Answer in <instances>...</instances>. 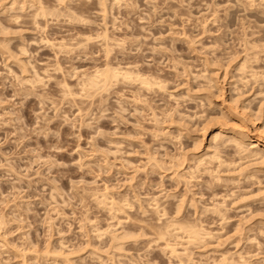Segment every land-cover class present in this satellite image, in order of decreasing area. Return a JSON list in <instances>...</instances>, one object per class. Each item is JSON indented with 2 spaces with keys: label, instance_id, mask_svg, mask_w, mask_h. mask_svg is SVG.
<instances>
[{
  "label": "rangeland",
  "instance_id": "1",
  "mask_svg": "<svg viewBox=\"0 0 264 264\" xmlns=\"http://www.w3.org/2000/svg\"><path fill=\"white\" fill-rule=\"evenodd\" d=\"M40 4V10L49 9L46 14L39 11ZM104 30L110 39L101 37ZM106 46L110 49L108 57ZM104 63L149 76L152 82L157 79L153 82L157 87L153 84L149 90L138 86L137 81L121 78L111 81L107 89L95 91L97 94H84L81 80L95 68H104ZM34 71L40 81H32ZM263 72V0H0V264H219L215 260H220V252L226 251V256L236 259L240 251H245V256L248 250L254 254L245 256L251 264H264V233L256 230L264 226V198L261 201L253 196L261 183L252 181L253 177L245 182V178L241 181L229 175L247 163L252 166V162L232 153L233 158L229 149L223 150L226 146H219L218 156L229 154L234 159L230 169L235 166L220 174L224 179L241 182L228 180L226 186L223 179L224 187L221 180V186L217 183L220 181L212 182L211 176L199 169L202 166L196 168L197 159L203 154L207 159L206 154L215 149V141L209 137L218 124L227 132L238 125L253 132L254 120L261 121V112L256 108L264 102V78L260 80ZM240 107H246L245 112L252 115L256 113L258 120H252L251 114L244 117ZM255 173H261L264 179L263 171ZM105 186L116 202L127 204L124 211L113 213L109 206L97 203L93 195L104 192ZM244 189L248 194H241ZM244 194L247 202L241 203ZM241 196L237 201L240 205L231 207ZM218 201L229 204L230 217L223 230L219 222L209 220V212L203 211V215L201 209ZM252 203L259 204L255 207ZM238 206L259 208V216L253 208L240 210ZM161 211H167L166 216ZM126 215L142 222L132 227ZM186 216L190 222L198 217L203 228L222 234L213 238L216 242L205 239L204 243L189 245L185 233L171 227L173 235H166L164 240L172 242L178 251H188L180 262L163 248L164 240L157 242V235L147 230V223L162 225L184 217L189 221ZM246 223L251 224L248 230ZM113 232H128L129 237L115 244ZM252 234L255 242L252 236L247 237ZM218 239L224 244L211 251L209 246ZM209 250L212 254L215 251L213 256Z\"/></svg>",
  "mask_w": 264,
  "mask_h": 264
},
{
  "label": "bare ground",
  "instance_id": "2",
  "mask_svg": "<svg viewBox=\"0 0 264 264\" xmlns=\"http://www.w3.org/2000/svg\"><path fill=\"white\" fill-rule=\"evenodd\" d=\"M32 1V0H31ZM59 2H60V0H58ZM264 1V0H263ZM33 3H34V1H33ZM104 3V2H103ZM29 4V3H28ZM31 5V4H30ZM39 5V4H38ZM103 5V4H102ZM18 6V5H17ZM21 6H22V4H21ZM37 6V5H36ZM104 7H105V5H103ZM19 7H20V5H19ZM104 7H103V10H104ZM40 8H41V4H40V7H39V11H41V12H43L42 10H44V12H45V14H46V11H48L49 9H44V7H42L43 9H41L40 10ZM58 8V7H57ZM38 9V8H37ZM52 9V8H51ZM66 9V8H65ZM106 10V9H105ZM38 11V10H37ZM70 11V10H69ZM3 12V11H2ZM52 12V11H51ZM55 12V11H54ZM104 13H105V11H103ZM40 13V12H39ZM50 13V11L49 12H47V14H49ZM38 14V13H37ZM44 13L42 14V15H45ZM29 15V14H28ZM34 15H35V13H34ZM52 15V14H51ZM13 16V15H12ZM49 16V15H48ZM14 17V16H13ZM36 17V16H35ZM46 17V16H45ZM54 17V16H53ZM12 18V17H11ZM16 18V17H15ZM14 19V18H13ZM50 19V18H49ZM10 20V19H9ZM34 20V19H33ZM14 21H15V19H14ZM14 21H13V23H14ZM88 20H86V22H87ZM12 22V21H11ZM17 22V21H16ZM85 22V23H86ZM32 23V22H31ZM17 24V23H16ZM2 30V29H1ZM100 36V35H99ZM101 37L103 38V39H105L106 40V38H108L107 37V30H104V32H103V35H101ZM100 37V39L101 40H103L102 38ZM87 38H89V37H87ZM90 39H92V38H90ZM108 39H110V38H108ZM89 40V39H88ZM113 42V41H112ZM115 42V41H114ZM118 43V42H117ZM121 44V43H120ZM4 45V44H3ZM108 46H106V49H105V51H106V56L110 53L109 52V47L107 48ZM22 50V49H21ZM21 50H20V52H21ZM109 52V53H108ZM21 53H23L24 54V48H23V52H21ZM11 56V55H10ZM247 56V55H246ZM15 57V56H14ZM108 57V56H107ZM255 59V58H254ZM18 60V59H17ZM244 61V60H243ZM246 61V60H245ZM28 63V62H27ZM257 63V62H256ZM105 64V63H104ZM24 65V64H23ZM28 65H29V63H28ZM31 65V64H30ZM30 65H29V67H30ZM246 65V64H245ZM134 66H136V65H134ZM240 66V65H239ZM244 66V63H241V67H243ZM25 67V66H24ZM33 67V66H32ZM126 67H127V65H126ZM28 69V68H27ZM27 69H25V70H27ZM33 69V68H32ZM137 71V70H136ZM259 71V70H258ZM205 72V71H204ZM242 72V71H241ZM201 73V72H200ZM203 73V72H202ZM91 74V73H90ZM206 74V73H205ZM243 74H244V72H243ZM32 76H33V78H32V81L34 80V81H40L41 80V78H39V75L36 73V71H34L33 72V74H31ZM198 75V74H197ZM245 75V74H244ZM263 75H264V72H263ZM202 76H204V75H202ZM260 76H262L261 74H260ZM194 77V76H193ZM207 77H211V76H207ZM244 77V76H243ZM124 79V80H128V81H130L131 82V80H132V82L134 81V83H136L137 84V82H138V86H140V85H142V87H146L147 89L149 88V90H150V87H152L153 86V84L155 85V83H153V82H155L156 81V83L158 82L157 81V79L155 80V81H151V80H154V79H151V78H149V76H145V75H141L140 73H138V72H134V71H132L131 69H128V68H125V69H123L122 67H119V66H112V65H110L109 63H106L105 64V67L104 68H95L94 69V71H93V73L90 75V76H88V77H86L83 81L81 80V82H82V84H81V86H82V89H81V91L84 93V94H86V95H92L93 94V92H97V91H100L101 89H107V86L110 84V83H112L111 81H115V80H117V79ZM212 78V77H211ZM239 78H241L242 79V77H240L239 76ZM238 78V79H239ZM255 78H257V76L255 77ZM263 78H264V76H262V79H260V80H263ZM198 79H199V77H198ZM29 80V79H28ZM202 80V79H201ZM212 80V79H211ZM214 80V79H213ZM258 80V79H257ZM121 81H123V80H121ZM120 81V82H121ZM137 81V82H136ZM160 81V80H159ZM203 81V80H202ZM208 81V80H207ZM210 81V80H209ZM264 81V80H263ZM116 82V81H115ZM125 82V81H124ZM213 82V81H212ZM211 82V83H212ZM236 82H238V81H236ZM65 83V82H64ZM114 83V82H113ZM210 83V84H211ZM214 83V82H213ZM264 83V82H263ZM62 84V83H61ZM140 84V85H139ZM63 85V84H62ZM61 85V86H62ZM65 85V84H64ZM63 85V86H64ZM114 85V84H113ZM152 85V86H151ZM157 85V84H156ZM155 85V87H157ZM159 85H160V83H159ZM162 85H163V83H162ZM203 85V84H202ZM205 85V84H204ZM207 85H208V83H207ZM131 86V85H130ZM165 86V85H164ZM201 86V85H200ZM211 86V85H210ZM209 86V87H210ZM66 87V86H65ZM110 87V86H109ZM154 87V86H153ZM159 87V86H158ZM263 87V86H262ZM98 88V90H96ZM141 88V87H140ZM161 88V87H160ZM199 88H201V87H199ZM211 88V87H210ZM234 88H236V87H234ZM67 89H68V87H67ZM70 89V88H69ZM100 89V90H99ZM109 89V88H108ZM110 89H111V87H110ZM152 89V88H151ZM191 89V88H190ZM212 90V89H211ZM68 91V90H67ZM130 91V90H129ZM153 91V90H152ZM161 91V90H160ZM202 91V90H201ZM235 91V90H234ZM94 93V94H97V93ZM103 92V91H102ZM195 91H193V93H194ZM197 92V91H196ZM100 93V92H99ZM107 93V92H106ZM186 93H188L187 91H186ZM190 93V92H189ZM199 93H200V91H199ZM198 93V94H199ZM259 93V92H258ZM195 94V93H194ZM210 94H212V93H210ZM240 94V93H239ZM99 95V94H98ZM138 95V94H137ZM200 95V94H199ZM209 95V94H208ZM217 95V94H216ZM264 95V94H263ZM262 95V96H263ZM83 96H85V95H83ZM211 95H209V97H210ZM215 96V95H214ZM256 96V95H255ZM257 96H259V95H257ZM256 96V97H257ZM87 97V96H86ZM93 96H91V98H92ZM183 97V96H182ZM187 97V96H186ZM195 97V96H194ZM202 97V96H201ZM205 97V96H204ZM238 97V96H237ZM242 97V96H241ZM240 97V98H241ZM264 97V96H263ZM144 98V97H143ZM172 98V97H171ZM185 97H183V99H184ZM200 98V97H199ZM243 98V97H242ZM260 98V97H259ZM87 99H89V98H87ZM135 99V98H134ZM173 99L175 100V98L173 97ZM181 99V98H180ZM210 99H212V98H209V100ZM236 99V98H235ZM235 99H234V97H233V99H232V102H233V100H234V102H235ZM131 100V99H130ZM144 100V99H143ZM204 100V99H203ZM216 100V99H215ZM230 100V99H229ZM240 100V99H239ZM238 100V101H239ZM91 101H92V99H91ZM101 101V100H100ZM208 100H206V102H207ZM220 101V100H219ZM237 101V102H238ZM256 101V100H255ZM200 102V101H199ZM228 102V101H227ZM226 102V103H227ZM250 102V101H249ZM260 103L262 102V101H259ZM258 102V103H259ZM209 103V102H208ZM207 103V104H208ZM244 103V102H243ZM246 103H248V102H246ZM142 104V103H141ZM145 104V103H144ZM200 104H202V103H200ZM233 104H235V103H233ZM250 105V104H249ZM248 105V106H249ZM89 106V105H88ZM222 106V105H221ZM244 106V105H243ZM206 107H209L208 105L206 106ZM258 108H256V109H259V111L261 112V117H259L260 116V114L258 113L259 111L257 110L256 111V109H255V111L257 112V115H258V117L261 119V121L260 120H258V118L256 119L254 116H256V113L254 114V115H252V113H248L247 111L245 112V110L244 109H246V107L245 108H242V107H240V108H242L241 110L243 111L242 113H244V117H245V115L246 114H248V116H253L252 117V120H253V118L254 119H256V121L258 120V122L256 123L255 122V120H254V124H253V132L252 131H246V130H244V129H246V128H243V127H240L239 125L237 126L238 128H235V129H233V127L231 128L232 129V131H230V132H227V130L225 129V128H223V125L222 124H218V126H217V128L215 129V131H213L210 135V140H213V141H215V146L212 144V146H214L215 147V149L212 151V149H213V147H212V149H210V150H207V151H212V153L211 154H206L207 156V159L206 158H204L205 156V154H203V155H201V153L199 154V156L201 155V157H200V159H197L198 161V163H196V161H195V163L197 164V166H196V164H195V166H196V168L197 167H200V166H202V167H200L199 169H203V171L204 172H207L208 174H209V176H211V178H212V182H213V180H214V182L215 181H222L224 178L222 177V175H223V171H230L231 169L233 170L234 169V167L233 168H231L230 169V167H232L234 164V159L233 160H231L230 158L233 156V158H234V155H237V157L240 159H247L246 161H251L252 162V166H254L253 165V162H254V164L256 163V165L252 168V169H250L249 167H252L251 166V163H249L250 165H248V163L246 164V166L245 167H243L242 165V167L239 169V170H234V171H237V172H230V174L229 175H234V176H237V179L238 178H240V180L242 181V179H246L245 180V182L246 181H249L250 182V180H248V179H250V178H252L253 177V179H252V181H255L256 180V183L258 184V183H261V184H263L262 183V181L264 182V179L263 180H261V178L260 177H262L260 174H258V173H255L256 171L257 172H260V171H263L264 172V102L263 103H261L260 104V106L258 105L257 106ZM120 108V107H119ZM219 108H221V107H219ZM120 109H122V108H120ZM228 110V109H227ZM230 110V109H229ZM154 111V110H153ZM152 111V112H153ZM169 111V110H168ZM173 111V110H172ZM171 111V112H172ZM219 111H220V109H219ZM221 111H222V109H221ZM220 111V112H221ZM249 111V110H248ZM151 112V113H152ZM202 112V111H201ZM228 112V111H227ZM230 112V111H229ZM234 112V111H233ZM232 112V113H233ZM139 113H140V111H139ZM154 113V112H153ZM169 113H170V111H169ZM168 113V114H169ZM223 113V112H222ZM226 113V112H225ZM241 113V114H242ZM171 114H173V113H171ZM220 114V113H219ZM230 114V113H229ZM238 114V113H237ZM236 114V115H237ZM251 114V115H250ZM153 115V114H152ZM154 115H155V113H154ZM175 115V114H174ZM180 115V114H179ZM200 115V114H199ZM199 115H197V116H199ZM222 115V114H221ZM223 115H225L224 113H223ZM232 115H235V114H232ZM164 116V115H163ZM188 116V115H187ZM194 116V115H193ZM202 116V115H201ZM214 116V115H213ZM212 116V117H213ZM216 116V115H215ZM214 116V117H215ZM238 116V115H237ZM236 116V117H237ZM240 116V115H239ZM243 116V115H242ZM247 116V117H248ZM158 117V116H157ZM167 117V116H166ZM169 117V116H168ZM209 117V116H208ZM211 117V118H212ZM222 117V116H221ZM227 117V116H226ZM225 117V118H226ZM172 117H170L169 119H171ZM197 118V117H196ZM202 118V117H201ZM201 118H199V119H201ZM210 118V119H211ZM224 118V119H225ZM241 118V117H240ZM249 118H251V117H249ZM152 119L154 120L155 119V117L153 118V116H152ZM163 119V118H162ZM186 119V118H185ZM187 119H188V117H187ZM203 119V118H202ZM201 119V120H202ZM208 119V118H207ZM218 119V118H217ZM242 119V118H241ZM248 119V118H247ZM165 120V119H164ZM173 120V119H172ZM171 120V121H172ZM206 120V119H205ZM209 120V119H208ZM212 120H213V118H212ZM219 121H220V118L218 119ZM218 120H216L215 119V121H213V122H217ZM223 120V119H222ZM226 120V119H225ZM244 120H245V118H244ZM243 120V121H244ZM250 121H252L251 119H249ZM249 120H247V121H249ZM155 121V120H154ZM180 121H182V120H180ZM241 120L239 119V122H240ZM249 121V122H250ZM260 121V122H259ZM172 122H174V121H172ZM176 122V121H175ZM178 122V121H177ZM210 122H211V120H210ZM210 122H208L207 121V123L209 124ZM221 122V121H220ZM219 122V123H220ZM225 122V121H224ZM223 122V123H224ZM227 122V121H226ZM242 122V121H241ZM246 122V121H245ZM253 122V121H252ZM251 122V123H252ZM183 123V122H182ZM203 123V122H202ZM222 123V122H221ZM244 123V122H243ZM243 123H242V125H243ZM168 124V123H167ZM170 124H171V122H170ZM177 124V123H176ZM208 124H205L206 126L208 125ZM211 124H213V123H211ZM211 124H209L210 126H211ZM228 124H230L229 122H228ZM232 124V123H231ZM164 125L166 126V123H164ZM187 125H188V123H187ZM197 125V124H196ZM200 126L201 128H203L204 130L206 129V126ZM208 125V126H209ZM234 125H237V123H235ZM252 125V124H251ZM176 126V125H175ZM178 126V125H177ZM181 126H182V124H181ZM181 126H180V128H181ZM184 126V125H183ZM225 126H226V124H225ZM228 126V125H227ZM189 127H190V125H189ZM199 127V128H200ZM176 128V127H175ZM179 128V127H178ZM187 128V127H186ZM198 128V129H199ZM200 128V129H201ZM227 128V127H226ZM183 129H185V128H183ZM192 129V128H191ZM202 129V130H203ZM228 129V128H227ZM164 130H166V129H164ZM181 130V129H180ZM195 130V129H194ZM202 130H201V133H203V135H204V132H202ZM203 130V131H204ZM213 130V129H212ZM206 131V130H205ZM165 132V131H164ZM182 132V131H181ZM185 133V132H184ZM160 134V133H159ZM182 134V133H181ZM198 134V133H197ZM163 135V134H162ZM176 135V134H175ZM179 135V134H178ZM190 135V134H189ZM201 135V134H200ZM203 135H201V137L203 136ZM183 136V135H182ZM184 136H186V135H184ZM179 137V136H178ZM178 137H176V138H178ZM170 138V137H169ZM175 138V137H174ZM180 138V137H179ZM193 138V137H192ZM203 138V137H202ZM175 140V139H174ZM180 140V139H179ZM172 141V140H171ZM199 141H201V140H199ZM198 141V142H199ZM198 142H195L196 144L198 143ZM212 142V141H211ZM210 142V143H211ZM213 143V142H212ZM166 144V143H165ZM201 144V143H200ZM209 144V143H208ZM199 145V144H198ZM207 145V144H206ZM146 146V145H145ZM174 146V145H173ZM197 146V145H196ZM201 146V145H200ZM219 146H226V147H224V148H226V149H224L223 147V150L225 151V150H227L228 151V149L230 150L229 152L231 153L230 155H232V153L234 154V155H232V156H230V158H229V152H227V158L224 156V158H220V155L218 156V154H219V152H221V150H219V152H218V147ZM182 147V146H181ZM200 148V147H199ZM209 148H211V147H208L207 149H209ZM222 148H220V149H222ZM147 149V148H146ZM192 149H194V147L192 148ZM148 150V149H147ZM186 150V149H185ZM185 150H183V151H185ZM222 150V151H223ZM198 151V150H197ZM206 151V150H205ZM187 152V151H186ZM196 152V151H195ZM194 152V153H195ZM177 153V152H176ZM179 153V152H178ZM189 153H190V151H189ZM150 155V154H149ZM149 155H148V157L147 158H149ZM165 155V154H164ZM192 155V154H191ZM223 155V154H222ZM204 156V157H203ZM152 157H154V155L152 156ZM157 157H159V156H157ZM180 157H182V155L180 156ZM202 157H203V159H202ZM222 157V156H221ZM163 158V157H162ZM165 158V157H164ZM167 158H168V156H167ZM171 158V157H170ZM173 158V157H172ZM171 158V159H172ZM192 158V157H191ZM196 158V157H195ZM237 158V159H238ZM175 159H176V157H175ZM183 159V158H182ZM206 159V160H205ZM151 160V162H153V159H149V161ZM170 160V159H169ZM252 160H254V161H252ZM148 161V162H149ZM157 161V160H156ZM213 161H216V163L214 164V162ZM239 162H244L243 160L242 161H240V160H238ZM148 162H147V165H148ZM179 161H177V163H178ZM188 162V161H187ZM211 162L213 163V165L211 164ZM233 162V163H232ZM163 163V162H162ZM191 163V162H190ZM210 163V166H208V164ZM154 164L156 165V163H155V159H154ZM159 164V163H158ZM168 164V163H167ZM167 164H166V166H167ZM183 164V163H182ZM231 164H233V165H231ZM169 165H170V163H169ZM177 165H179V164H177ZM200 165V166H199ZM244 165H245V163H244ZM157 166V165H156ZM180 166V165H179ZM179 166H176V167H179ZM189 166V165H188ZM146 167V166H145ZM152 167V166H151ZM153 167H155V166H153ZM153 167H152V169H153ZM163 167H165V166H163ZM180 167H182V166H180ZM179 167V168H180ZM150 168V167H149ZM157 168H160L159 166L157 167ZM168 168V167H167ZM171 168V167H170ZM178 168V169H179ZM138 169V168H137ZM177 169V168H176ZM177 169V170H178ZM188 169H190V168H188ZM201 169V170H202ZM238 169V168H237ZM151 170V169H150ZM160 170V169H159ZM194 171L196 170V171H198V169H193ZM145 171V170H144ZM162 171V170H161ZM174 171V170H173ZM185 171V170H184ZM191 171H192V169H191ZM190 171V172H191ZM195 171V172H196ZM222 171V172H221ZM255 171V172H254ZM177 172V171H176ZM180 172H181V170H180ZM187 172V171H186ZM166 173H167V171H166ZM182 173V172H181ZM188 173V172H187ZM186 173V174H187ZM220 173H222V175L220 174ZM157 174V173H156ZM176 174V173H175ZM185 174V173H184ZM191 174V173H190ZM197 174V173H196ZM162 175V174H161ZM170 175V174H169ZM177 175V174H176ZM178 175H179V173H178ZM193 175V174H192ZM224 175H225V173H224ZM227 175V174H226ZM229 175H227V176H229ZM260 175V176H259ZM171 176V175H170ZM173 176V175H172ZM175 176V175H174ZM182 176V175H181ZM189 176V175H188ZM263 176H264V174H263ZM134 177V176H133ZM177 177V176H176ZM179 177V176H178ZM183 177V176H182ZM181 177V178H182ZM195 177V176H194ZM180 178V177H179ZM198 178V177H197ZM263 178V177H262ZM171 179V178H170ZM176 179V178H175ZM178 179V178H177ZM230 179H232V180H235V178L233 179V178H230ZM255 179V180H254ZM133 180V179H132ZM181 180V179H180ZM183 180V179H182ZM191 180H194V179H191ZM226 180V186L228 185V180L227 179H224V181ZM232 180H229V182L230 181H232ZM239 180V179H238ZM260 180H261V182H260ZM176 181V180H175ZM199 181V180H198ZM198 181H196V183L198 182ZM221 181L220 182H217V183H219L220 184V186H221ZM236 182H237V180H235ZM202 182V181H201ZM212 182L210 181V186H212L211 184H212ZM240 181H238L237 183H239ZM248 182V183H249ZM179 183V182H178ZM182 183V182H181ZM199 183V182H198ZM216 183V182H215ZM224 182L222 181V184H223ZM234 183V182H233ZM233 183H232V185H233ZM241 183V182H240ZM244 183V182H243ZM252 183V182H251ZM206 184H207V182H206ZM252 184H255L254 182L252 183ZM251 184V185H252ZM260 184V187L258 186V190H257V192L255 191V193H257V194H254L253 195V193L254 192H252V194L251 193H249L250 195H253V196H255L257 199L259 198L260 200L261 199H263L264 198V195L262 194L263 192H264V184L263 185H261ZM179 185V184H178ZM187 185V184H186ZM190 185V184H189ZM188 185V186H189ZM215 185V184H214ZM213 185V186H214ZM235 185V184H234ZM237 185V184H236ZM187 186V187H188ZM199 186V185H198ZM218 186V185H217ZM225 186V183H224V185H223V187ZM231 186V185H230ZM250 186V185H249ZM254 186V185H253ZM261 186H263V187H261ZM184 187H185V185H184ZM190 187V186H189ZM215 187H216V185H215ZM236 187V186H235ZM244 187V186H243ZM212 188V187H211ZM238 188V187H237ZM108 188H107V186H105L104 187V192H100V193H97L96 195L94 194L93 196H95V199L97 200V203H101L102 205H107V206H109V210H112V212L113 213H115L116 211H118V212H116V213H119V210H120V212H121V210H123L124 211V207L126 206L127 207V204L126 205H124L123 203L121 204V200H120V202H116L117 200H115V198H113L112 197V195L110 196V195H108L107 194V190ZM248 189V188H247ZM195 190V189H194ZM227 190V189H226ZM225 190V191H226ZM249 190V189H248ZM250 190H251V188H250ZM213 191H215V189H213ZM244 191H245V193H247V192H249V191H246L245 189L244 190H242V191H240L241 192V194H243L244 193ZM261 193V194H259V192ZM188 192V191H187ZM210 192V191H209ZM228 192H230V191H228ZM95 193V192H94ZM109 193V192H108ZM191 193V192H190ZM212 194H213V192H211ZM228 194V193H227ZM226 194V195H227ZM232 194H233V192H232ZM240 194V193H239ZM248 194V193H247ZM187 195V194H186ZM192 195V194H191ZM194 195V194H193ZM234 195V194H233ZM92 196V195H91ZM117 196V195H116ZM196 196V195H195ZM194 196V197H195ZM202 196V195H201ZM221 196V195H220ZM238 196V195H237ZM240 196V195H239ZM249 197L250 198V200L253 198L254 200H255V198L254 197ZM115 197V196H114ZM182 197H184L183 195H182ZM192 197V196H191ZM193 197V198H194ZM243 196H241V197H238V200L236 199V197H235V199H236V201H234L236 204L234 205V204H232L231 205V203H230V205H231V207L233 206V207H236L237 206V203L238 202H240V200H239V198H242ZM244 197H245V200H243V201H241V203L242 202H244V201H246L247 202V200H246V194H244ZM127 198V197H126ZM156 199H157V197H155ZM192 198V200H194ZM201 198H204V197H201ZM223 198V197H222ZM224 198H226V197H224ZM234 198V197H233ZM120 199V198H119ZM152 199V198H151ZM182 199H184V198H182ZM211 199V198H210ZM227 199H229V198H227ZM226 199V200H227ZM256 199V200H257ZM123 200V199H122ZM153 200H154V198H153ZM186 200V199H185ZM199 200V199H198ZM223 200V199H222ZM249 200V199H248ZM249 200V201H250ZM126 201V200H125ZM148 201H149V199H148ZM152 201V200H151ZM178 201H179V199H178ZM182 201V200H181ZM187 201V200H186ZM195 201V200H194ZM193 201V202H194ZM210 201V200H209ZM229 201V200H228ZM238 201V202H237ZM261 201H263V200H261ZM261 201L259 202V203H261ZM190 202H191V200H190ZM219 202H221V201H218V203H215V204H213V205H211V207L210 206H208V208L207 207H205V206H203V207H205L204 209L205 210H203V207L201 208L202 209V212L203 211H207V212H209V216H210V219L209 220H212V222H219L220 223V228L223 230V228L225 227L224 226V224H226L227 222V219L230 217V214L228 213V211H227V205H229V204H224V201H222L221 203H219ZM231 202V201H230ZM233 202V203H234ZM252 202H253V200H252ZM255 202V201H254ZM96 203V202H95ZM125 203V202H124ZM130 203V202H129ZM129 203H128V205H129ZM153 203V202H152ZM155 203V202H154ZM162 203V202H161ZM179 203H180V201H179ZM189 203V202H188ZM258 203V204H259ZM263 203H264V201H263ZM109 204V205H108ZM133 204V203H132ZM148 204V203H147ZM158 204V203H157ZM190 204V203H189ZM239 204V203H238ZM244 204V203H243ZM247 204H249V203H246V205ZM253 204V203H252ZM255 204V203H254ZM254 204H253V206H254ZM257 204V205H258ZM122 205H124V206H122ZM177 205V203L174 205V206H176ZM181 206H183L182 204H180ZM180 205H179V208H181L180 207ZM191 205H192V203H191ZM193 205H194V203H193ZM240 205V204H239ZM242 205V204H241ZM256 204H255V207L257 206ZM130 206V205H129ZM133 206V205H132ZM151 206V205H150ZM196 205H194V207H195ZM250 206V205H249ZM248 205H247V207H249ZM261 205H259L258 207H260ZM103 207V206H102ZM106 207V206H105ZM125 207V208H126ZM155 207V206H154ZM154 207H152L153 208V210H154ZM190 207V206H189ZM193 207V206H192ZM241 207H243V206H241ZM241 207H239L238 206V208L240 209ZM248 211H250V209H252V208H247L246 206H244ZM243 207V208H244ZM254 207V208H255ZM178 208V209H179ZM191 208V207H190ZM196 208V207H195ZM237 208V207H236ZM235 208V209H236ZM254 208L252 209L253 211H257V213H258V209L259 208H257V210H254ZM262 208V207H261ZM144 209V208H143ZM156 209L157 208H155V210L154 211H156ZM194 209V208H193ZM256 209V208H255ZM264 209V208H263ZM150 210V209H149ZM195 210V209H194ZM228 210H229V208H228ZM241 210V209H240ZM251 210V211H252ZM262 210V209H261ZM122 211V212H123ZM145 211V210H144ZM157 211H158V209H157ZM156 211V212H157ZM196 211V210H195ZM232 211V210H231ZM252 211V212H253ZM262 211H264V210H262ZM138 212V211H137ZM146 212V211H145ZM162 212V214H164V216H166L165 214V212H167V211H165L164 213H163V211H161ZM202 212H201V214H202ZM229 214V216H228V214ZM236 212V211H235ZM124 213V212H123ZM154 213V212H153ZM194 213H196V212H194ZM246 213V212H245ZM255 213V212H254ZM260 213V212H259ZM259 213H258V216H259ZM143 214V213H142ZM156 215H158L157 213H155ZM205 214H206V212H205ZM261 214H262V216H261ZM260 214V216L263 218V216H264V214L263 213H261ZM112 215V214H111ZM161 215V214H160ZM176 215V214H175ZM178 215V214H177ZM200 214H198V216H199ZM203 215H204V212H203ZM241 215V214H240ZM243 215V214H242ZM241 215V216H242ZM249 215H250V213H249ZM253 215H255V214H253ZM257 215V214H256ZM127 216V217H126ZM125 216V218L126 219H128L129 217H128V215H126ZM131 216V215H130ZM162 216V215H161ZM163 216V217H164ZM180 216V215H179ZM201 216V215H200ZM199 216V217H200ZM207 216V215H206ZM240 216V217H241ZM177 217V216H176ZM187 217V216H186ZM195 217V216H194ZM256 217V216H255ZM254 217V218H255ZM261 217H258V218H260L261 219ZM113 218V217H112ZM135 218H136V216H135ZM135 218H129V223H130V225L132 226V227H135L136 225H138V224H140V222H142V221H139L138 219H135ZM144 218H145V216H144ZM178 218V217H177ZM187 218H189V217H187ZM207 218V217H206ZM252 218H253V216H252ZM257 218V217H256ZM184 219H186L185 217L184 218H182V219H180V220H178V219H171V220H169V222L167 221V223H163L162 225H157V224H153V223H147V226H148V228H147V226H145L146 225V221L144 222L145 224L143 225V223H141V225H143V226H145L146 228H147V230L149 229V230H151L150 232L151 233H154V234H156L157 236H155L156 237V239H157V242H158V239H160V241H162V240H164L165 239V237H167L166 235H173L172 234V229H174L175 228V226H176V228H178V229H180V231L179 232H181L182 231V233H185V236L187 237V242H185L186 244H189V243H191V244H189V245H192V244H195V243H198V242H203V240H205L206 239V241L209 239V242H211V240L212 241H214V242H216L215 240H213V238H217V236H218V233L220 232H218V233H216L215 231H211L212 229H206V228H203V226H201L200 224L201 223H199V219L200 218H198L197 217V219L195 220V221H197L198 222V224H193L194 222H190V218H189V221H187V220H184ZM247 219V218H246ZM251 219V218H250ZM119 221H122V219L120 220V219H118ZM117 220V223H118V225H119V221ZM125 220V219H124ZM138 220V221H137ZM145 220V219H144ZM201 220V219H200ZM215 220V221H214ZM229 220V219H228ZM240 220V219H239ZM244 220H245V218H244ZM249 220V219H248ZM253 220V219H252ZM262 220V219H261ZM192 221V220H191ZM241 221V220H240ZM255 221V220H254ZM256 221H258V222H260L258 219L256 220ZM123 222V221H122ZM125 222H127V220L125 221ZM150 222V221H149ZM155 222H156V220H155ZM158 222H159V218H158ZM242 222H243V220L241 221V224H242ZM245 222V221H244ZM246 222H247V220H246ZM258 222H256L257 224H258ZM218 223V224H219ZM260 223H263V222H260ZM246 224H248V223H246ZM264 224V223H263ZM262 224V225H263ZM203 225V224H202ZM245 225V224H244ZM243 225V226H244ZM250 225L251 224H248L247 226H246V230H248L247 228L249 227L250 228ZM253 225V224H252ZM108 226V225H107ZM212 226V225H211ZM234 226V225H233ZM238 226V225H237ZM255 226H257L258 227V225H255ZM261 226V225H260ZM259 226V228L258 229H256V230H258L259 231V233H264V226L263 227H260ZM108 227H110V225L108 226ZM171 227H172V229H171ZM235 227V226H234ZM139 228V227H138ZM144 228V227H143ZM237 228V227H236ZM251 228H252V226H251ZM98 229V228H97ZM140 229H141V227H140ZM254 229V228H253ZM143 230V229H142ZM146 230V231H147ZM171 230V231H170ZM176 230V229H175ZM234 230V229H233ZM236 230V229H235ZM232 231V232H237V230L236 231ZM245 230V231H246ZM250 230V229H249ZM255 230V231H256ZM100 231V230H99ZM99 231H97L96 233H100ZM178 231V230H177ZM176 231V232H177ZM226 231V230H225ZM112 232V231H111ZM140 232H142V231H140ZM241 232V235H242V230L240 231ZM247 232V231H246ZM246 232H244L243 234H247ZM249 232H251V231H249ZM95 233V234H96ZM102 233V232H101ZM128 233V232H127ZM127 233H125V232H122V234L120 233V234H114V232H113V235L111 236V238H112V243H118L119 241H120V239H122V238H124V237H126L128 234ZM139 233V232H138ZM221 233V232H220ZM253 233V232H252ZM262 233V234H263ZM103 234V233H102ZM110 234H112V233H110ZM216 234V235H215ZM222 234V233H221ZM234 234V233H233ZM141 235H143V233H141ZM140 235V236H141ZM153 235V234H152ZM226 235V234H225ZM225 235H224V237H225ZM240 235V234H239ZM240 235V236H241ZM254 234H252V235H249V236H247L248 238L250 237V236H252V237H250L251 239L254 237L253 236ZM256 235V234H255ZM96 236V235H95ZM98 236H99V234H98ZM136 236H137V232H136ZM238 236V235H237ZM239 236V237H240ZM245 236V237H246ZM127 237H129V236H127ZM133 236H131V238H132ZM139 237V236H138ZM142 237V236H141ZM151 237V236H150ZM178 237V236H177ZM183 236H181V238H182ZM219 237V236H218ZM223 237V236H222ZM224 237L222 238V239H224ZM228 237V235L226 236V238ZM242 237V236H241ZM244 237V236H243ZM110 238V239H111ZM130 238V239H131ZM134 238H135V235H134ZM172 238V237H171ZM179 238V237H178ZM248 238H246V239H248ZM249 238V239H250ZM125 239V238H124ZM124 239H123V241H124ZM170 239V238H169ZM184 239V240H185ZM211 239V240H210ZM220 239V238H219ZM219 239H218V241H217V243H214L215 245H210L209 247L211 248V251H212V249H216V247L218 248V246L220 245V243H222L221 241H220V243H219ZM231 239V238H230ZM225 240H229V239H225ZM253 240V239H252ZM128 241H130V240H128ZM132 241V240H131ZM155 241V240H154ZM235 241V240H234ZM242 241V240H241ZM240 241V242H241ZM249 241V240H248ZM121 242V241H120ZM163 242V241H162ZM194 242V243H193ZM209 242H206V243H209ZM253 242H255L254 240H253ZM148 243H150V242H148ZM171 243L172 242H170V243H168V242H166V240H164V243H163V248H165V249H169V252H171V254H173V255H175V257L176 258H179V260H180V262H181V256L182 255H188V251H187V249L186 248H184L183 249V251H178L177 249H176V247L174 246V245H171ZM177 243V242H176ZM204 243V242H203ZM227 243V242H226ZM225 243V244H226ZM233 243H235V242H233ZM232 243V244H233ZM245 243V242H244ZM247 243V242H246ZM173 244V243H172ZM183 244V243H182ZM213 244V243H212ZM224 244V241H223V243H222V245ZM228 244V243H227ZM231 244V243H230ZM260 244V243H259ZM110 245H111V243H110ZM114 245V244H113ZM148 245V244H147ZM201 245V244H200ZM203 245V244H202ZM205 245V244H204ZM238 245V244H237ZM256 245V244H255ZM114 246H116V245H114ZM185 246V245H184ZM193 246H196L197 247V245H193ZM227 246V245H226ZM245 246V245H244ZM119 247V246H118ZM118 247H116L117 249H118ZM121 247V246H120ZM147 247V246H146ZM186 247H187V245H186ZM223 247V246H222ZM236 247V246H235ZM264 247V246H263ZM110 248V247H109ZM112 248V247H111ZM183 248V247H182ZM240 248V247H239ZM256 248V247H255ZM114 249V248H113ZM161 249H162V247H161ZM234 249H236V248H234ZM258 249V248H257ZM112 250V249H111ZM119 250V249H118ZM213 250V251H214ZM218 250V249H217ZM245 250H247L246 248H245ZM264 250V249H263ZM219 251V250H218ZM249 251L250 250H248V252L245 254V256L247 255V254H249L250 255V253H249ZM259 251V250H258ZM209 252H210V250H209ZM215 252V251H214ZM214 252H213V254H212V252H210L211 254H212V256L214 255ZM232 252V251H231ZM239 252V251H238ZM251 252V251H250ZM227 252L225 251V252H220V254H222L221 255V257H220V260H215V262H218L219 264H224V263H226V264H251L250 263V260L248 261L247 259L248 258H245V256H244V253H245V251H244V253H242L241 251H240V253H238L237 254V256H236V259L235 258H231L232 257V255L230 256L229 254V256L230 257H227L225 254H226ZM237 253V252H236ZM255 253V252H254ZM59 254V253H58ZM217 254V253H216ZM219 254V255H220ZM234 254V253H233ZM243 254V255H242ZM256 254V253H255ZM60 255H63V253H60L59 254V256ZM206 255V254H205ZM252 255H254V254H252ZM252 255H250V257H252ZM65 256H67L68 257V255H65ZM65 256L63 255V257L65 258ZM212 256H210V257H212ZM263 256V255H262ZM198 257V256H197ZM234 257V256H233ZM247 257H249V256H247ZM213 258V257H212ZM257 258V257H256ZM186 259H189V258H186ZM67 260V259H66ZM178 260V259H177ZM212 260H214V259H212ZM259 260V259H258ZM257 260V261H258ZM69 261V260H68ZM254 261V260H253ZM262 261H264V260H262ZM213 262V261H212ZM214 263V262H213ZM255 263H257L256 261L254 262V264ZM259 264H262V263H260V262H258ZM101 264V263H100ZM181 264H182V262H181ZM215 264H217V263H215Z\"/></svg>",
  "mask_w": 264,
  "mask_h": 264
}]
</instances>
